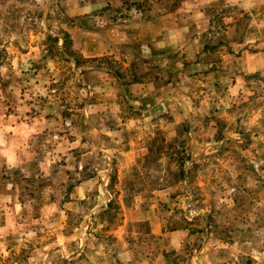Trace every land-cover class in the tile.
I'll use <instances>...</instances> for the list:
<instances>
[{
    "label": "rangeland",
    "instance_id": "rangeland-1",
    "mask_svg": "<svg viewBox=\"0 0 264 264\" xmlns=\"http://www.w3.org/2000/svg\"><path fill=\"white\" fill-rule=\"evenodd\" d=\"M5 116L0 264H264V0H0Z\"/></svg>",
    "mask_w": 264,
    "mask_h": 264
},
{
    "label": "crops",
    "instance_id": "crops-1",
    "mask_svg": "<svg viewBox=\"0 0 264 264\" xmlns=\"http://www.w3.org/2000/svg\"><path fill=\"white\" fill-rule=\"evenodd\" d=\"M19 121H16L14 118H11V116H5L4 120L2 121L0 119V167H3L4 164L6 165V160H8V158L12 157V155L16 156L17 154L15 152V149H13V146H10V143L12 142V136H14V134H20L21 131L25 132L24 135L28 131H31L30 134H33V129L30 127V125H28V123H20ZM13 125L15 126L13 127ZM1 186L2 187L0 188V197L2 200L5 199L6 201L8 200L10 202H15L16 200H18V197H16V193H18V191L13 190L14 186L9 184ZM168 236L175 240L173 243L174 245H172L173 249L178 250L180 246L179 244H176V238L178 240L186 235L181 232H171ZM207 261L208 259H205L200 256L195 258V262L192 261V264H208Z\"/></svg>",
    "mask_w": 264,
    "mask_h": 264
},
{
    "label": "trees",
    "instance_id": "trees-1",
    "mask_svg": "<svg viewBox=\"0 0 264 264\" xmlns=\"http://www.w3.org/2000/svg\"><path fill=\"white\" fill-rule=\"evenodd\" d=\"M249 79H253V80L254 79H258V80H260L261 79V76L260 75H254V76L249 77Z\"/></svg>",
    "mask_w": 264,
    "mask_h": 264
}]
</instances>
